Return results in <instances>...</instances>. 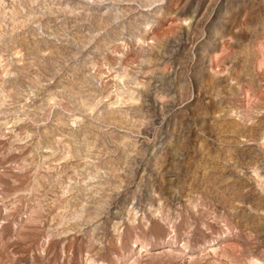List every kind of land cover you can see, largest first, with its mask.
<instances>
[{
    "label": "rangeland",
    "instance_id": "374dc122",
    "mask_svg": "<svg viewBox=\"0 0 264 264\" xmlns=\"http://www.w3.org/2000/svg\"><path fill=\"white\" fill-rule=\"evenodd\" d=\"M0 264H264V0H0Z\"/></svg>",
    "mask_w": 264,
    "mask_h": 264
},
{
    "label": "bare ground",
    "instance_id": "6f19581e",
    "mask_svg": "<svg viewBox=\"0 0 264 264\" xmlns=\"http://www.w3.org/2000/svg\"><path fill=\"white\" fill-rule=\"evenodd\" d=\"M140 251H142V248H141V250ZM168 251V250H167Z\"/></svg>",
    "mask_w": 264,
    "mask_h": 264
}]
</instances>
